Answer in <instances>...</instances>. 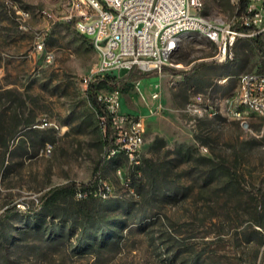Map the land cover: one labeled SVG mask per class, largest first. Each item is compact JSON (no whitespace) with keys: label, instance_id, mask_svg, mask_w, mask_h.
I'll use <instances>...</instances> for the list:
<instances>
[{"label":"rangeland","instance_id":"obj_1","mask_svg":"<svg viewBox=\"0 0 264 264\" xmlns=\"http://www.w3.org/2000/svg\"><path fill=\"white\" fill-rule=\"evenodd\" d=\"M203 5L222 20L239 8ZM67 7L0 0V264H252L263 240L264 120L231 115L226 100L240 73L264 69V32L239 37L224 61L215 44L189 34L171 65L112 86L99 78L121 72L96 73L97 53L64 19ZM89 78L98 94L117 92L120 112L144 117L138 164L106 155ZM97 168L109 192L85 204L101 219L92 244L75 218L84 208L77 198L56 215L39 200L50 187L93 180ZM115 219L126 225L110 229Z\"/></svg>","mask_w":264,"mask_h":264},{"label":"built area","instance_id":"obj_2","mask_svg":"<svg viewBox=\"0 0 264 264\" xmlns=\"http://www.w3.org/2000/svg\"><path fill=\"white\" fill-rule=\"evenodd\" d=\"M239 5L240 0H231ZM64 19L84 35L98 56L96 73L137 69L160 71L171 59L183 37L196 34L217 47L215 58L231 59L236 40L264 32V0H247L244 11L235 20L214 19L203 14V0H67ZM28 15L27 11L21 12ZM51 55L47 53L46 58ZM93 79H84L85 85ZM109 113L114 131L113 147L108 157L125 156L139 163L146 122L141 115L118 110L117 92L97 94ZM152 97H157L154 93ZM196 101H201L197 94ZM227 111L243 118L248 111L264 120V70L242 72L234 93L226 100ZM50 152L47 145L45 153ZM117 172H120L118 169ZM130 182V177H127ZM101 181L94 195L109 192ZM85 191L77 190L81 199ZM262 235L259 254L252 264H264V224L256 226Z\"/></svg>","mask_w":264,"mask_h":264},{"label":"trees","instance_id":"obj_3","mask_svg":"<svg viewBox=\"0 0 264 264\" xmlns=\"http://www.w3.org/2000/svg\"><path fill=\"white\" fill-rule=\"evenodd\" d=\"M247 0H240L239 2V8L237 11V16L242 14V12L244 11L245 5H246ZM264 52V51H263ZM264 70V69H263ZM262 71V70H260ZM121 73H119V76L117 79L113 80L111 79L110 81L107 79V77L103 76L102 78H99V81L102 82H107L112 86H115L117 84H119L120 82H125L127 80L132 79L134 76H137L138 78H141L143 76H147L155 71H149V72H142L140 70L137 69H130V70H120ZM97 84H96V79L89 81L86 84V89L89 93V100L91 105L93 106V108L96 110V112L98 113V115L102 118V124L104 126L105 129V153L106 155L109 153V151L111 150V148L113 147V136H114V131L111 128L110 125V121H109V113L106 110L104 104L98 99L97 97ZM123 156V155H121ZM137 167V166H136ZM100 169H96L95 170V177L93 180L87 182V183H75V182H69L66 184H62V185H57V186H53L50 187L43 195H41L40 200H39V205L40 208H42L44 211H46L47 215H56L57 212H61L62 208H60L59 206L64 203L67 202V200L71 201V199H75V192L77 190H81V191H85L86 192V196L78 199L76 201H79L81 205L84 206V208H82L79 212H75V218L76 217H80L81 219V225H82V233H85L86 237H90L88 235H92L93 237H91V243H95L98 240V236L97 233L96 234H89V230L90 227L92 225H95V223L98 225V227L100 228L99 224L101 222V219H98L97 214L94 212V210L89 207L86 206L85 204L88 203L90 200L95 199L94 198V194L93 191L95 189H97V187L100 184V180L99 177H97L96 175L98 174V171ZM132 179V181H131ZM130 183L133 184L134 182V176H132L130 178ZM8 213V214H7ZM10 210L6 211L3 215H10ZM80 213V215H78ZM257 223H260V220L257 221ZM121 225V227H124L126 224L123 220H112V223H110V229H112V227H114L115 225ZM98 228V229H99ZM98 231V230H97ZM108 231L110 232V230L108 229L107 231H103L101 233V236H106L108 234Z\"/></svg>","mask_w":264,"mask_h":264}]
</instances>
